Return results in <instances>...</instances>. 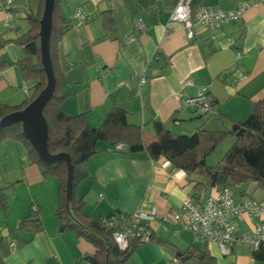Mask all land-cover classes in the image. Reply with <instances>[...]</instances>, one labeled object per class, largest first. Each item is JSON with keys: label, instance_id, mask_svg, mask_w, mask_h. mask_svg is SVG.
I'll list each match as a JSON object with an SVG mask.
<instances>
[{"label": "crops", "instance_id": "1", "mask_svg": "<svg viewBox=\"0 0 264 264\" xmlns=\"http://www.w3.org/2000/svg\"><path fill=\"white\" fill-rule=\"evenodd\" d=\"M177 1L63 0L71 27L58 44L61 88L70 93L61 102L62 111L83 114L90 126L98 127L117 105L131 124L142 128L144 140L147 129L154 133V120L182 135L245 120L253 103L264 98V0H191L194 11L204 6L235 10L241 2L248 4L239 21L214 31L195 23L192 39L180 23L169 20ZM76 9L87 16L78 27L71 24ZM105 10L114 19L111 31L103 24ZM42 13L41 0H0V104L19 105L35 91L39 79L21 68L27 54L19 39L33 26L29 16ZM139 18L145 24L142 30L136 27ZM202 87L214 99L213 113L182 104L183 97L194 96ZM113 145L97 144L75 196L83 199L82 212L91 218L155 209L158 216L150 221L154 239L138 246L126 264H171L174 257L183 264V251L189 248L209 256L194 264H264L245 246L228 247L225 254L214 241L196 240L181 223L161 220V215L179 210L184 199L201 200L218 188L195 190L201 180L197 174L174 167L163 156L152 160L145 150L130 153L124 144L110 151ZM0 186L8 204L5 214L0 207V264H91L88 256L96 244L59 228L58 178L44 175L19 140L0 142ZM239 189H234L237 200L264 198L255 182ZM31 217L37 223L20 227ZM255 222L242 215L234 226L237 232H249Z\"/></svg>", "mask_w": 264, "mask_h": 264}, {"label": "trees", "instance_id": "2", "mask_svg": "<svg viewBox=\"0 0 264 264\" xmlns=\"http://www.w3.org/2000/svg\"><path fill=\"white\" fill-rule=\"evenodd\" d=\"M62 1L55 0L52 10L49 54L55 77V87L51 98L43 108V114L48 127V151L51 154L62 152L70 158L72 166L71 209L74 217L85 229L72 222L68 216L65 205L66 162L64 160L42 161L23 135L20 123L1 127L0 142L6 139L21 141L31 161L42 167L43 174L55 175L58 178L59 189L55 214L59 218V228L60 230L73 231L77 236L96 244L97 250L88 256L91 264H126L134 250L143 244L137 240H131L126 249H119L112 238L110 229L100 223L103 216L91 218L84 215L82 212L83 199L75 196L76 186L87 176L85 165L97 151V144L101 141L114 144L123 143L130 153L145 150L152 160L161 156L165 157L174 167L201 177V180L194 184L195 190L207 186L215 188L229 186L240 190V185L249 182H255L257 187L264 190V98L253 103L245 120L235 121L229 128L218 130L198 128L191 135H182L171 132L163 123L154 120L152 126L156 138L148 143L144 140L142 128L131 124L127 119V112L117 105H114L104 115L98 127L90 126L83 114L66 115L61 109V102L70 93L61 88L63 75L57 59L59 41L71 25L64 17ZM43 7L44 0H41V13ZM192 9L195 7L192 6ZM101 16L105 29L113 30L115 24L111 11L105 10L101 12ZM40 19L41 16H29V21L33 26L26 35L19 39L27 54L20 61L21 68L38 78L39 82L34 93L19 105L0 104V118L24 108L46 85V76L40 55ZM207 97L214 109V99L209 94ZM238 132H240L239 135H237ZM228 138H234L232 145L215 165H208L206 157ZM0 207L5 214L8 208L7 194L1 186ZM37 221L36 217L24 219L20 222V227L31 222L37 223ZM36 226L40 228L39 225L36 224ZM153 239L154 236L151 240ZM162 243L174 248L169 242ZM184 254L187 259L181 262L183 264L203 263L209 259L206 251L197 252L189 248L183 251ZM252 256L258 261H264V245L257 251H252Z\"/></svg>", "mask_w": 264, "mask_h": 264}, {"label": "built area", "instance_id": "3", "mask_svg": "<svg viewBox=\"0 0 264 264\" xmlns=\"http://www.w3.org/2000/svg\"><path fill=\"white\" fill-rule=\"evenodd\" d=\"M247 5L241 2L235 10L204 6L194 11L191 0H178L169 15V20L180 23L185 29L186 36L192 39L195 23L214 31L222 25L239 21ZM86 20L87 16L83 10L76 9L72 12V26L78 27ZM144 26L143 19H137L136 27L142 30ZM144 81L142 78L141 82ZM185 84L192 82L186 80ZM181 101L184 106H195L205 113L215 112L208 100L205 87L199 88L192 97H183ZM122 147L123 144L117 142L109 150L115 151ZM32 209L36 210V207L33 206ZM242 215L256 220L249 232H237L235 229L234 221ZM156 216L158 215L155 209L149 212L136 210L131 214L112 213L103 216L100 223L110 229L114 242L119 249L124 250L131 240H137L139 243L151 241L153 231L150 221ZM160 218L166 223H181L193 233L196 240L216 242L225 254L229 253L228 247L234 245L245 246L251 252L264 245V198L237 200L234 189L229 186L218 188L201 200L184 199L179 210L161 215ZM179 263L178 257L171 261V264Z\"/></svg>", "mask_w": 264, "mask_h": 264}, {"label": "water", "instance_id": "4", "mask_svg": "<svg viewBox=\"0 0 264 264\" xmlns=\"http://www.w3.org/2000/svg\"><path fill=\"white\" fill-rule=\"evenodd\" d=\"M55 0H44L43 13L40 19V55L43 70L46 76L45 87L30 101L24 108L13 111L0 118V128L3 126L20 123L23 135L30 142L38 157L44 162H53L56 160H64L67 165V179L65 183L66 208L68 216L72 222L85 229L74 217L71 209L72 194V166L70 158L65 153L51 154L48 149V127L43 108L51 98L54 87L55 77L49 54V40L52 24V10ZM240 132L237 133L239 135ZM182 255L181 252L178 253Z\"/></svg>", "mask_w": 264, "mask_h": 264}, {"label": "rangeland", "instance_id": "5", "mask_svg": "<svg viewBox=\"0 0 264 264\" xmlns=\"http://www.w3.org/2000/svg\"><path fill=\"white\" fill-rule=\"evenodd\" d=\"M151 133L153 136H151ZM155 139L154 133H152L151 129H147L145 132V141L149 142L150 139ZM234 142V138H228L225 141H222L207 157H206V163L208 165H215L223 156L225 151L232 145ZM260 191H263L262 189H259ZM254 199H257V197H253Z\"/></svg>", "mask_w": 264, "mask_h": 264}]
</instances>
